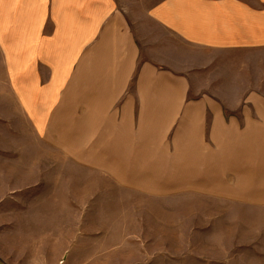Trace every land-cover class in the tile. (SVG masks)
Segmentation results:
<instances>
[{"label":"crops","instance_id":"0c3cea01","mask_svg":"<svg viewBox=\"0 0 264 264\" xmlns=\"http://www.w3.org/2000/svg\"><path fill=\"white\" fill-rule=\"evenodd\" d=\"M0 120V264L87 259L32 227L58 214L60 170L77 167L45 157L90 153L82 167L100 175L125 153L150 167L210 120L226 121L229 198L258 211L264 264V0H0Z\"/></svg>","mask_w":264,"mask_h":264},{"label":"rangeland","instance_id":"374dc122","mask_svg":"<svg viewBox=\"0 0 264 264\" xmlns=\"http://www.w3.org/2000/svg\"><path fill=\"white\" fill-rule=\"evenodd\" d=\"M7 123L0 120V131ZM225 125L210 120L207 137L171 135L168 152L151 151L150 167L142 154L145 167L131 169L125 153L118 174L83 168L90 153L50 154L45 160H75L77 167L60 170L58 214L32 227L75 241L60 251L64 259L87 258L83 264H262L258 211L245 209L238 195L229 198ZM190 144L200 150L182 151ZM103 155L117 160L114 152Z\"/></svg>","mask_w":264,"mask_h":264}]
</instances>
